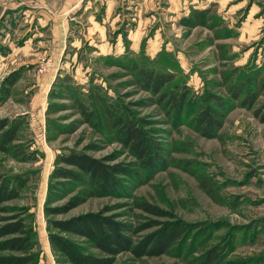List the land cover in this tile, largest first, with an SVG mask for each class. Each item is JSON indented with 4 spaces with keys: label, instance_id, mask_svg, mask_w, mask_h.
I'll return each mask as SVG.
<instances>
[{
    "label": "rangeland",
    "instance_id": "1",
    "mask_svg": "<svg viewBox=\"0 0 264 264\" xmlns=\"http://www.w3.org/2000/svg\"><path fill=\"white\" fill-rule=\"evenodd\" d=\"M201 1L0 0V118L22 124L0 152V178L26 181L1 216L14 208L31 216L36 264H70L50 240V220L100 210L139 227L129 233L135 244L157 223L190 225L169 252L124 251L114 264H200L216 244L227 264H264V0ZM150 71L171 80L155 89ZM174 93H187L182 112ZM207 93L226 103L212 136L197 120ZM249 94L253 102L244 100ZM110 105L160 143L158 165L147 168L131 152ZM70 153L126 163L132 173L120 176L116 192L65 210L87 187L52 178L58 166L79 171L60 162ZM139 201L169 214L149 213ZM55 207L64 210L50 213ZM62 234L106 256L87 238Z\"/></svg>",
    "mask_w": 264,
    "mask_h": 264
},
{
    "label": "trees",
    "instance_id": "2",
    "mask_svg": "<svg viewBox=\"0 0 264 264\" xmlns=\"http://www.w3.org/2000/svg\"><path fill=\"white\" fill-rule=\"evenodd\" d=\"M146 81L155 89H161L171 77L165 73L153 71L144 72ZM10 83H13L10 81ZM170 101L183 111L187 102V93L170 95ZM199 108L197 120L200 131L212 136L216 130L222 127L223 109L225 99L214 93H207ZM238 98V95L235 96ZM248 102L254 101L255 95L249 94L244 97ZM253 103H250V105ZM110 105V114L117 118L118 126L131 152L139 159L141 164L152 168L162 161V149L160 143L148 135L139 120L133 115L122 111L120 108L113 110ZM264 118V116H263ZM264 121V119H263ZM21 123L12 122L8 118H0V152H8L11 143L17 138ZM61 163L74 166L79 171L69 167L58 166L52 173V178H69L71 182H86L82 196L73 197L65 210L82 203L87 198L96 195H107L116 192L120 188L121 175H130L132 169L126 163L109 164L102 158H96L85 153H70L63 155ZM26 181L21 176L14 178H0V251H12L16 254H0V264H36L37 251L36 231L31 216H26L17 210L11 217L1 216L2 212L10 209L4 202L20 196L21 189ZM56 185V183H55ZM138 207L158 216L169 213L157 205L148 201H139ZM23 210V209H22ZM25 210V209H24ZM50 212V209H47ZM61 207H55L50 213L63 212ZM50 240L53 246L60 251L70 264H114L118 254L124 251H132L136 256L161 255L169 252L171 248L185 237H189L190 225L181 219L167 220L160 227L148 234L146 238L135 244L130 232H137L131 223L120 221L116 215H106L104 211L86 212L68 219L50 220ZM54 230V231H53ZM57 231V232H55ZM69 232L87 238L96 248L106 253V256H98L84 251L76 242L62 233ZM226 248L220 244L208 248L201 256L200 264H227Z\"/></svg>",
    "mask_w": 264,
    "mask_h": 264
},
{
    "label": "crops",
    "instance_id": "3",
    "mask_svg": "<svg viewBox=\"0 0 264 264\" xmlns=\"http://www.w3.org/2000/svg\"><path fill=\"white\" fill-rule=\"evenodd\" d=\"M210 1H212V0H210ZM210 1H209V2H210ZM203 2H204V1L198 0V3H199V4H200V3H203Z\"/></svg>",
    "mask_w": 264,
    "mask_h": 264
},
{
    "label": "built area",
    "instance_id": "4",
    "mask_svg": "<svg viewBox=\"0 0 264 264\" xmlns=\"http://www.w3.org/2000/svg\"><path fill=\"white\" fill-rule=\"evenodd\" d=\"M44 70H45V67H42V68H41V71H44Z\"/></svg>",
    "mask_w": 264,
    "mask_h": 264
}]
</instances>
